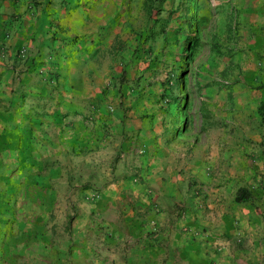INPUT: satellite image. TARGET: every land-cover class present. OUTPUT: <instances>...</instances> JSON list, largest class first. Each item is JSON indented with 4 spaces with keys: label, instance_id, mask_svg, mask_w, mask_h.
<instances>
[{
    "label": "crops",
    "instance_id": "0c3cea01",
    "mask_svg": "<svg viewBox=\"0 0 264 264\" xmlns=\"http://www.w3.org/2000/svg\"><path fill=\"white\" fill-rule=\"evenodd\" d=\"M261 1L256 9L248 7L233 60L232 103L218 129L222 136L210 127L192 141L191 152L182 142L177 164L167 154L170 161L163 167L150 161L139 170L141 177L108 188L120 191L117 197L103 192L96 200L88 198L98 216L112 217L118 227L120 264H264ZM86 5L87 0H0L3 169L33 167L36 154L72 157L102 147L113 154L120 148L122 128H135L133 120L122 118L116 98L104 100V94L114 95L113 87L100 86L97 69H90V59L98 56L88 51ZM131 100L126 101L128 117ZM86 118L97 119L102 129L106 125L100 148L91 150L97 142L85 131ZM89 192L81 195L90 197Z\"/></svg>",
    "mask_w": 264,
    "mask_h": 264
},
{
    "label": "rangeland",
    "instance_id": "374dc122",
    "mask_svg": "<svg viewBox=\"0 0 264 264\" xmlns=\"http://www.w3.org/2000/svg\"><path fill=\"white\" fill-rule=\"evenodd\" d=\"M261 2L87 0L88 51L98 56L90 69H97L100 86L113 87L104 100L116 98L135 128H122L113 154L104 147L72 157L36 154L33 167L0 166V264H120L118 227L112 217L98 216L88 198L117 197L120 191L108 190L141 177L142 166L163 167L167 154L177 164L183 141L191 152L202 132L223 127L248 7ZM85 120L97 142L91 150L100 148L106 125ZM84 188L90 197L81 195Z\"/></svg>",
    "mask_w": 264,
    "mask_h": 264
},
{
    "label": "trees",
    "instance_id": "16d2710c",
    "mask_svg": "<svg viewBox=\"0 0 264 264\" xmlns=\"http://www.w3.org/2000/svg\"><path fill=\"white\" fill-rule=\"evenodd\" d=\"M162 2H163V1H161V3H162ZM84 189L86 190L87 188H84ZM239 200H240V198L238 197V198H237V201H239Z\"/></svg>",
    "mask_w": 264,
    "mask_h": 264
}]
</instances>
